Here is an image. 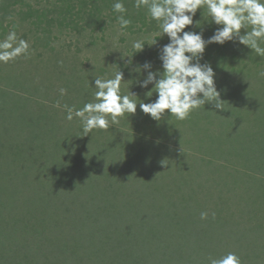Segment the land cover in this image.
I'll return each mask as SVG.
<instances>
[{
    "label": "rangeland",
    "instance_id": "rangeland-1",
    "mask_svg": "<svg viewBox=\"0 0 264 264\" xmlns=\"http://www.w3.org/2000/svg\"><path fill=\"white\" fill-rule=\"evenodd\" d=\"M115 2L0 0V41L14 31L29 43L27 55L0 63V264H156L163 253L170 264H209L228 252L240 264L264 263V56L230 41L208 44L200 62L211 64L224 108L205 103L183 121L167 110L154 120L139 103L157 94L147 95L151 84L140 87L146 73L137 68L147 60L161 69L157 50L168 38L147 44L158 22L135 0H122L125 13L113 10ZM120 15L131 20L123 30ZM208 19L198 9L185 31L207 39L218 27ZM135 41L145 43L136 53ZM118 70L121 94L137 96L136 112L83 135L65 106L93 102L95 78ZM235 186L253 195L241 200ZM202 212L248 236L214 243L213 224L190 225V213ZM75 221L81 232L107 237L106 246H53L54 235L73 234ZM206 247L212 256L195 254Z\"/></svg>",
    "mask_w": 264,
    "mask_h": 264
},
{
    "label": "clouds",
    "instance_id": "clouds-1",
    "mask_svg": "<svg viewBox=\"0 0 264 264\" xmlns=\"http://www.w3.org/2000/svg\"><path fill=\"white\" fill-rule=\"evenodd\" d=\"M113 10L125 13L127 9L122 0H116ZM134 7H146L152 20L159 24V33L149 45L157 44V37L167 36L168 42L158 48V59L161 69L152 70V62L144 61L137 68L146 73L139 81L140 87L147 88L150 84L156 99L148 103H139L140 109L159 121L167 110L177 120L187 119L193 110L204 108L205 103L214 104L216 109H223L220 92L215 84V72L210 63L200 61L208 44L223 45L226 42L239 43L254 51L257 56H264V0H135ZM206 8L210 19L206 20L217 25L213 34L207 39L200 32L185 31L193 24V16L198 9ZM120 28L126 29L130 19L123 15L117 17ZM249 25L251 30L248 31ZM244 29V33H241ZM145 43L135 41L132 47L139 52ZM29 43L18 39L16 32L10 31L0 41V63L7 64L21 55H27ZM127 56V55H122ZM132 56V55H131ZM131 56L128 63H131ZM264 76V71L259 73ZM123 73L118 70L113 78H95L93 93L94 101L85 103L82 108L67 109L66 119H80L83 135L92 133L94 129L107 130L111 125L119 123V118L134 114L138 101L131 95L121 94ZM61 88L60 93L64 94ZM137 97V96H136ZM214 215V214H213ZM207 213H201L205 219ZM209 264H240L239 257L233 253L219 258H209Z\"/></svg>",
    "mask_w": 264,
    "mask_h": 264
},
{
    "label": "trees",
    "instance_id": "trees-1",
    "mask_svg": "<svg viewBox=\"0 0 264 264\" xmlns=\"http://www.w3.org/2000/svg\"><path fill=\"white\" fill-rule=\"evenodd\" d=\"M2 102H0V106L2 107L1 105ZM4 104V103H2ZM5 105V104H4ZM4 110V108H3ZM262 151L264 152V148L262 149ZM263 168V165L262 166H258L256 167L255 169H258L259 171ZM263 185H264V181L262 182ZM235 189L238 190L239 192V195H242L244 192H242L243 190H241L239 187L235 186ZM253 195V193H244V195L242 196L241 200L243 198H246V197H251ZM238 200V199H237ZM217 206L219 207V209L217 208ZM140 208H142V205L140 206ZM212 211L214 213H217L219 214L221 212L220 210V205L219 204H215L212 208ZM188 215V214H186ZM233 216H235L233 214ZM190 217V225L194 222V218H197V219H200L201 221H203L204 223L207 224V228L206 230L209 229V227L211 226L212 227V224L214 225V227L212 229H209L208 232L210 235H212V232L210 230H214L216 231L215 232V235H216V242L214 243H219L220 240L222 239V237L224 235H228L230 237H226V239H231L233 240V243L234 244L235 242H237V244H240L241 242L245 241L246 237L248 236V233L247 231H241L240 233L237 232V230H227L228 227H230L231 225L229 224L230 222H225L220 216L218 215H213V216H210L209 218V222L207 221V219L205 218L204 220L201 219V215L200 214H191L188 216ZM75 225H73V234L69 236H56L54 235L53 236V241H52V244H54L55 242H60V244H57V245H53L55 246L56 248L57 247H60V248H65L68 246H70L72 248V245H78L80 248L81 247H86L88 246V248H93L94 247V244L95 242H101L102 240V244H106L108 243V238L107 237H94L98 234L96 233H86L87 231H83L81 232L79 228V225L77 224V221H75ZM188 220L186 219V223L185 224H188ZM85 227V225H84ZM77 229V230H76ZM85 230H87L86 228H84ZM182 235V238L184 237L183 234ZM187 235H188V232H187ZM186 235V237H187ZM36 241L38 242V244H41V246L43 244L47 245L45 242H41L42 240L40 239V236H36ZM0 246H3L5 248V245H4V241L0 239ZM34 246V245H33ZM104 246V245H103ZM208 248L206 247L205 249H203V251L199 248V249H194V252L196 255L202 257L204 254H208V255H211V253L207 252ZM5 250V249H4ZM207 250V251H206ZM212 251V250H211ZM73 252V251H72ZM72 252L69 254V255H66L65 259H63L62 261L63 262H66L67 259L70 258V255L72 254ZM177 252L175 251V254ZM184 253V252H183ZM204 253V254H202ZM165 253H163V256L161 259L157 260L156 264H170L171 262L167 260V256L166 254L164 255ZM182 253L179 251V257H182L181 256ZM207 255V258H209L210 256ZM212 256V255H211ZM211 258V257H210ZM250 259H252V254L250 255L249 257ZM183 259L186 261L187 259V252L184 253V257ZM250 264V263H248ZM259 264H264L263 262L262 263H259Z\"/></svg>",
    "mask_w": 264,
    "mask_h": 264
}]
</instances>
